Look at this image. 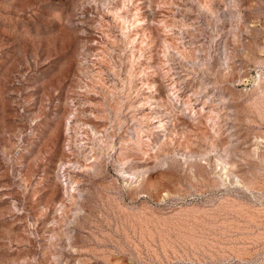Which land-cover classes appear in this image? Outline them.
<instances>
[{"label":"rangeland","instance_id":"1","mask_svg":"<svg viewBox=\"0 0 264 264\" xmlns=\"http://www.w3.org/2000/svg\"><path fill=\"white\" fill-rule=\"evenodd\" d=\"M0 264H264V0H0Z\"/></svg>","mask_w":264,"mask_h":264},{"label":"bare ground","instance_id":"2","mask_svg":"<svg viewBox=\"0 0 264 264\" xmlns=\"http://www.w3.org/2000/svg\"><path fill=\"white\" fill-rule=\"evenodd\" d=\"M123 109V108H122ZM123 146H121V145H119L117 148H115V153L118 155V156H122L123 154H124V152H123V148H122ZM130 151V150H129ZM114 153V154H115ZM122 165H124L123 163H122Z\"/></svg>","mask_w":264,"mask_h":264}]
</instances>
